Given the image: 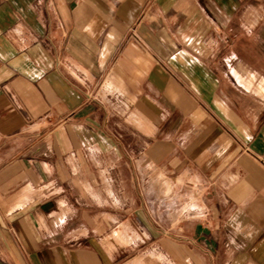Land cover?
<instances>
[{
  "label": "crops",
  "instance_id": "obj_1",
  "mask_svg": "<svg viewBox=\"0 0 264 264\" xmlns=\"http://www.w3.org/2000/svg\"><path fill=\"white\" fill-rule=\"evenodd\" d=\"M0 264H264V0H0Z\"/></svg>",
  "mask_w": 264,
  "mask_h": 264
},
{
  "label": "rangeland",
  "instance_id": "obj_2",
  "mask_svg": "<svg viewBox=\"0 0 264 264\" xmlns=\"http://www.w3.org/2000/svg\"><path fill=\"white\" fill-rule=\"evenodd\" d=\"M129 121H131V120H129ZM113 134H114L115 137L119 138L120 131L119 130H116V132H114ZM84 154L86 155V159H87L86 161H88L90 164L93 165V161H92L93 156H92L91 152L88 149H85L84 150ZM145 169L148 170V171H151V169L154 170V167H152V165H150V166H147L146 165L145 166ZM145 181L148 182V183H150V185L155 186V187L161 186V189L162 190L165 189L164 187H168L169 186L168 179L158 178V177L155 178L152 175H151L150 178H146ZM181 181L182 182L179 183V184H181L184 187V189H185V186H188V184L187 183L185 184L186 181L184 179H181ZM187 191H188L187 192V197H186V195H184V193L175 195V196H177L176 197V200L177 201H176L175 204L173 203V201H171L170 195L167 194L166 195V197H167V199H166L167 203H170V202L173 203V207L176 210H181V209L183 210L184 207L187 204H189V203H193L192 205H194L196 207H200V205H201V197H200V194L196 190H187ZM148 197L151 200L153 198V195L152 194H148ZM166 228L167 229H165L164 231H165L166 234H168L169 227H166Z\"/></svg>",
  "mask_w": 264,
  "mask_h": 264
}]
</instances>
